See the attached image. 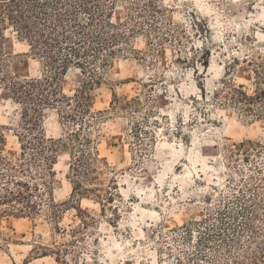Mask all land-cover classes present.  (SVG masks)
<instances>
[{
    "label": "rangeland",
    "instance_id": "374dc122",
    "mask_svg": "<svg viewBox=\"0 0 264 264\" xmlns=\"http://www.w3.org/2000/svg\"><path fill=\"white\" fill-rule=\"evenodd\" d=\"M113 8L125 39L113 48L112 66L98 70L104 81L90 92L94 114L68 123L47 110L43 120L49 139L68 141L81 129L107 160L99 165L106 207L93 195L76 197L61 231L45 218L6 222L0 264H59L56 256L34 257L40 244L68 245L66 264H192L205 219L247 190L249 178L264 176V99L250 112L224 97L226 80L254 95L264 73V0H116ZM3 55L20 78L44 74L12 30L0 37ZM83 80L71 68L65 92ZM19 118L20 107L0 89L10 151L19 149L12 131ZM245 142L248 153L236 150ZM71 165L70 150L61 151L52 180L59 204L74 197ZM72 206L94 220L82 228Z\"/></svg>",
    "mask_w": 264,
    "mask_h": 264
},
{
    "label": "trees",
    "instance_id": "16d2710c",
    "mask_svg": "<svg viewBox=\"0 0 264 264\" xmlns=\"http://www.w3.org/2000/svg\"><path fill=\"white\" fill-rule=\"evenodd\" d=\"M115 1L0 0V37L12 30L20 41L28 44L44 72L40 78H20L7 57L0 58V89L20 107L17 128L12 130L19 142L17 151L8 149L7 127L0 126V236L3 225L13 219L45 218L61 231L64 210L76 203V197L93 195L103 209L106 207L107 201L100 190L99 165L107 160L100 157L90 139L82 138L81 129L73 131L68 141L49 139L43 120L47 110H58L68 123L94 114L90 92L104 81L98 70L112 66L117 56L113 48L125 39L118 32L123 24L113 22ZM71 68L80 70L84 80L69 95L63 84ZM224 86L228 89L225 99L244 104L246 111L252 112L250 105L264 99L263 72H257L254 95L230 80ZM99 120L100 117L93 118L95 123ZM250 144L245 142L235 147L248 153ZM67 150L72 158L70 180L74 197L59 204L53 198L52 180L58 154ZM249 181L250 187L245 185L247 190L241 188L238 194H233L234 202L205 219L206 231H200L198 241L200 254L190 263L264 264V176L256 180L251 177ZM72 208L77 210L82 228L94 220L82 207ZM79 230H71V236ZM67 248L68 245L40 244L32 253L37 258L56 256L59 264H66Z\"/></svg>",
    "mask_w": 264,
    "mask_h": 264
}]
</instances>
